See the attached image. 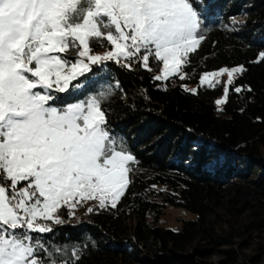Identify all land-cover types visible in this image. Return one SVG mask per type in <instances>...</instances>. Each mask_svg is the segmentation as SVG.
I'll use <instances>...</instances> for the list:
<instances>
[{
    "label": "snow or ice",
    "instance_id": "6c2138e0",
    "mask_svg": "<svg viewBox=\"0 0 264 264\" xmlns=\"http://www.w3.org/2000/svg\"><path fill=\"white\" fill-rule=\"evenodd\" d=\"M199 3L0 0V264H78L79 247L49 249L32 234L51 233L66 222L62 210L72 217L89 201L115 209L138 164L124 139L109 130L103 104L111 92L76 99L85 87L81 78L107 62L152 71L153 61L159 69L154 80L187 79L183 69L208 31ZM93 45L106 50L97 54ZM262 61L264 51L254 62ZM245 71L243 65L221 67L201 74L199 85L223 84V98L215 101L220 110Z\"/></svg>",
    "mask_w": 264,
    "mask_h": 264
},
{
    "label": "trees",
    "instance_id": "16d2710c",
    "mask_svg": "<svg viewBox=\"0 0 264 264\" xmlns=\"http://www.w3.org/2000/svg\"><path fill=\"white\" fill-rule=\"evenodd\" d=\"M196 8L208 31L183 69L187 79L154 80L159 69L153 61L152 71L139 63L128 70L107 62L81 78L85 87L76 99L111 92L103 104L109 130L124 139L138 164L115 209L94 210L77 222L54 226L51 233H33L46 248L68 245L70 253L77 246L82 253L78 264H105L118 256L129 261L132 246L148 242L152 254L145 264H174L180 259L171 248L180 251L200 236L215 241L208 215L222 204V193L264 210V61L254 62L264 51V0H202ZM237 65L246 71L236 77L218 110L215 101L223 87L200 86L199 77ZM181 85L196 86L197 93ZM235 87L245 90L236 93ZM150 186H167L161 202L148 200ZM166 205L195 218L183 220L178 229L160 225ZM38 255L45 257L44 251Z\"/></svg>",
    "mask_w": 264,
    "mask_h": 264
},
{
    "label": "rangeland",
    "instance_id": "374dc122",
    "mask_svg": "<svg viewBox=\"0 0 264 264\" xmlns=\"http://www.w3.org/2000/svg\"><path fill=\"white\" fill-rule=\"evenodd\" d=\"M105 50L96 51L95 53L103 54ZM158 74L159 72L156 75ZM221 80L226 81L227 74L222 76ZM220 85L223 87V84ZM185 86L189 90L196 88V86L191 85ZM221 98H223V92L216 100ZM239 169L242 170L243 167ZM146 193L148 200L161 202V198L167 194V186H150ZM222 194V204L215 207L208 215L213 227L215 241L200 236L194 238L180 251L171 248L172 253L180 259L174 264H188V262L191 264H264V210L249 207L238 196L231 197L227 193ZM89 207L101 210L95 207V202L89 201L82 206H78L72 217L68 216L67 210H62L60 214L65 221L77 222L81 218L88 217L87 209ZM194 218L195 215L190 212L166 205L159 217V224L167 228L178 229L183 220ZM147 219L150 220V215L147 216ZM130 233L131 231L128 232V234ZM128 234L127 236H129ZM132 250L134 254L129 261L118 256L108 258L105 264H145L144 259L152 254L148 242L138 247L132 246ZM226 252H231V257Z\"/></svg>",
    "mask_w": 264,
    "mask_h": 264
}]
</instances>
